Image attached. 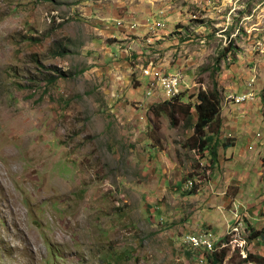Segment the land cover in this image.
Instances as JSON below:
<instances>
[{"label":"rangeland","instance_id":"1","mask_svg":"<svg viewBox=\"0 0 264 264\" xmlns=\"http://www.w3.org/2000/svg\"><path fill=\"white\" fill-rule=\"evenodd\" d=\"M202 91L235 143L215 165ZM263 97L264 0H0V264H207L200 230L264 264Z\"/></svg>","mask_w":264,"mask_h":264},{"label":"trees","instance_id":"2","mask_svg":"<svg viewBox=\"0 0 264 264\" xmlns=\"http://www.w3.org/2000/svg\"><path fill=\"white\" fill-rule=\"evenodd\" d=\"M180 99L179 97L174 102H165L164 105L175 107V105L180 103ZM262 101L264 104V97ZM188 108L196 110V123L193 126L194 134L190 140L195 141L194 143L191 142L192 146L202 153L208 152L211 154L212 164L215 165L218 162V148L221 144L225 150L234 147V144L219 142L220 130L223 125L220 95L218 91H202L197 96V102L190 104ZM260 235V232H255L252 240L258 238ZM225 258L226 251L222 255L215 254L208 257L211 264L222 263ZM248 260L253 263H263L262 257L253 254L248 255Z\"/></svg>","mask_w":264,"mask_h":264},{"label":"clouds","instance_id":"3","mask_svg":"<svg viewBox=\"0 0 264 264\" xmlns=\"http://www.w3.org/2000/svg\"><path fill=\"white\" fill-rule=\"evenodd\" d=\"M183 93V92H182ZM182 93L177 97V98H181V95H182ZM244 93V92H243ZM146 94H147V91H146ZM148 96V95H147ZM154 97H156V96H154ZM147 98H150V97H147ZM176 98V99H177ZM175 99V100H176ZM174 100V101H175ZM165 102H174V101H167V100H164ZM164 102V103H165ZM231 144H234V146H235V143L234 142H231ZM251 148V147H250ZM198 152H199V155H200V151L198 150ZM202 154H207V152H205V153H202ZM191 180V179H190ZM195 184H194V187L196 186V182L194 181V180H192ZM193 187V188H194ZM238 224V223H237ZM236 227H234V229H235ZM238 233L240 232H242V233H244L243 231H237ZM214 233V232H213ZM214 235L216 236V238H217V241L214 243V248H213V250L211 251V250H207V249H204V248H199V249H196V248H194V247H192L191 245H189V244H186V242H185V244L186 245H188V247H190V248H192L193 250H195V251H197V253H199L198 254V258H200V260H202V262H207V264H209V259H208V257H209V255H211V256H213V255H215V254H217V255H222L225 251H226V248L227 247H230V246H232V245H236L233 241H232V239L230 238L231 237V235H229V237L228 236H226L225 238H227V239H223L222 237H220V236H217V234H215L214 233ZM236 235H238V234H236ZM236 247V246H235ZM244 247V246H243ZM221 248V249H220ZM226 259V258H225ZM224 259V260H225ZM223 260V261H224ZM222 261V262H223ZM218 264H222V263H218Z\"/></svg>","mask_w":264,"mask_h":264},{"label":"bare ground","instance_id":"4","mask_svg":"<svg viewBox=\"0 0 264 264\" xmlns=\"http://www.w3.org/2000/svg\"><path fill=\"white\" fill-rule=\"evenodd\" d=\"M147 28H148V26H147ZM164 30H160V29H158L157 30V32H156V34H158V32H163ZM146 34L148 35V30L146 31ZM148 40H147V42H148V44H149V39H150V36H149V38H147ZM154 64L155 65V62L154 61H152V62H149L146 66H144V67H142L141 68V70H142V76L144 77V78H147V77H145L144 76V70L145 69H147V68H149L150 66H151V64ZM164 71V70H163ZM165 72H167V73H175V72H168V71H165ZM177 72H180V71H177ZM164 81L165 82H167L168 80H166V79H164ZM176 81H174V83H171V81H168V84L167 85H169V87L170 88H172L173 90H175V91H177V85H176ZM182 90V89H181ZM183 92V91H182ZM164 98V97H163ZM188 185H189V187H191V188H193L194 187V182L192 181V180H189V182H188ZM238 225H240V222H238ZM237 225V226H238ZM236 230H238V228H236ZM205 235H209V236H211V241H212V248H209V247H211V244L210 245H201V246H195V245H193V244H190V242H188V238L189 237H202V236H205ZM217 241V238H216V236L213 234V232H210V231H202V230H200L197 234H194L193 236H188L187 238H186V243L187 244H189V245H191V246H193L194 248H196V249H199V248H204V249H207V250H213V248H214V243Z\"/></svg>","mask_w":264,"mask_h":264},{"label":"built area","instance_id":"5","mask_svg":"<svg viewBox=\"0 0 264 264\" xmlns=\"http://www.w3.org/2000/svg\"><path fill=\"white\" fill-rule=\"evenodd\" d=\"M158 19V18H157ZM162 20H159V24L161 23ZM147 26L148 25H145V28L147 29ZM132 28V27H131ZM162 73V71L160 72ZM148 79H152L155 81L156 83V78H148ZM154 83V84H155ZM171 83H174V81H171ZM252 92L253 90H250V91H246L244 92L241 96H238V97H233V99L235 100L236 103L240 104L242 102H249V98L252 97ZM162 93H165V90H162ZM176 93H178V90L176 91ZM167 99H172V97H169L167 96Z\"/></svg>","mask_w":264,"mask_h":264},{"label":"crops","instance_id":"6","mask_svg":"<svg viewBox=\"0 0 264 264\" xmlns=\"http://www.w3.org/2000/svg\"><path fill=\"white\" fill-rule=\"evenodd\" d=\"M115 20H117V19H115ZM157 30L158 29H149V25H148V35L150 36V39H149V43L150 42H153V38L155 37V35H157L156 34V32H157ZM160 30H164V29H160ZM148 75H145V77H147ZM165 100H167L166 98H165ZM168 101V100H167ZM262 161V160H261Z\"/></svg>","mask_w":264,"mask_h":264}]
</instances>
